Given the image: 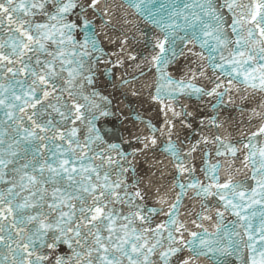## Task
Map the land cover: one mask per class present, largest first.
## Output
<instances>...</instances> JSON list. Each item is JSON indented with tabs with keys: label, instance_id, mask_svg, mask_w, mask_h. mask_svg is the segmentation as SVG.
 <instances>
[{
	"label": "snow or ice",
	"instance_id": "snow-or-ice-1",
	"mask_svg": "<svg viewBox=\"0 0 264 264\" xmlns=\"http://www.w3.org/2000/svg\"><path fill=\"white\" fill-rule=\"evenodd\" d=\"M0 264H264V0H0Z\"/></svg>",
	"mask_w": 264,
	"mask_h": 264
}]
</instances>
